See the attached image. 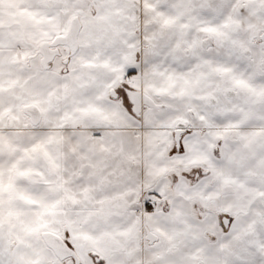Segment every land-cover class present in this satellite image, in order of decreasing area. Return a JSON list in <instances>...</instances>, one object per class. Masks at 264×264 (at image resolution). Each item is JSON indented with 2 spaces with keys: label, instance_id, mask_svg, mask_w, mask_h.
Masks as SVG:
<instances>
[{
  "label": "snow or ice",
  "instance_id": "snow-or-ice-1",
  "mask_svg": "<svg viewBox=\"0 0 264 264\" xmlns=\"http://www.w3.org/2000/svg\"><path fill=\"white\" fill-rule=\"evenodd\" d=\"M0 264H264V0H0Z\"/></svg>",
  "mask_w": 264,
  "mask_h": 264
}]
</instances>
